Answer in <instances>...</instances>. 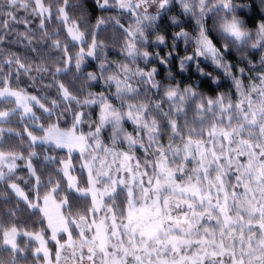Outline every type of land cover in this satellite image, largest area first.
<instances>
[{"label": "snow or ice", "instance_id": "6c2138e0", "mask_svg": "<svg viewBox=\"0 0 264 264\" xmlns=\"http://www.w3.org/2000/svg\"><path fill=\"white\" fill-rule=\"evenodd\" d=\"M95 6L115 15L0 0V264H264V0ZM108 25L123 61L107 58ZM174 60L231 88L182 84Z\"/></svg>", "mask_w": 264, "mask_h": 264}, {"label": "trees", "instance_id": "16d2710c", "mask_svg": "<svg viewBox=\"0 0 264 264\" xmlns=\"http://www.w3.org/2000/svg\"><path fill=\"white\" fill-rule=\"evenodd\" d=\"M85 4L87 6L89 18H90V21L92 23H95V17H99L101 15H104V16L115 15V12L104 13L100 9H98L95 6V0H85ZM256 9H257V13H258L257 19H259V17H261V16H264V11H261L258 6H256ZM175 14H176L175 12L170 13V15H175ZM248 15L250 16L251 12H249ZM184 19L186 20L187 18H184ZM245 19H247V17H245ZM122 22L129 23L130 21L122 19ZM193 24H194V21H188L187 24H186V27L191 29ZM250 26H251V23H250ZM108 27H109V31L101 33V37H100L107 45V48H106L107 58L110 61H123L124 60V54L120 51V44L122 43V38L119 37L118 33L114 34L111 31V28H112L111 25H108ZM161 27L165 31H168L169 33L174 30V28L169 25V23H168L166 18L161 21ZM178 47H179L180 53L183 54L184 53L183 44H179ZM149 50L150 51L159 50L161 52V54H163L164 51H166L165 49H163L162 46H161L160 49H149ZM52 55L55 56L57 54L53 53ZM250 58H252L254 61H258L259 60V56H253V57H250ZM239 59H240V57L238 55H236V54H233L230 57L231 62H236ZM140 66L144 67V65L142 63H141ZM156 66H158L159 70H160L158 78L161 79L162 81H164L165 83H167L168 82V78H167V74H166V68L164 66H161V65H158V64ZM203 67L205 68L206 71L213 72L214 75H217V76L220 77L221 83H220L219 86L216 85V84H213L210 77H204V76H201L200 74H198L195 71V68H190L186 72H181L179 70L178 64H177V62L175 60L173 61V64L171 65L172 71L174 73V77H175V79L177 81H180L182 84H188V85H197L198 84V86H199L198 90L200 92L205 93V94L216 95L217 94V89L219 90V92H225V91H228L231 88V81L228 80L227 78H225L222 73H220L218 71H214V68H213V66L210 63L204 64ZM240 67H246V64L241 63ZM95 68H96L95 62H91V63H89L87 65V71H93V70H95ZM45 82H48L47 79L45 80ZM245 82L247 83V81H245ZM91 90L94 91V92H99V91H101L103 89H102L100 84H97L96 86L92 87ZM191 118H192V116H191V113H190L189 119H191ZM13 127H16L15 122L13 124ZM17 130L22 131V129L18 128V127H17ZM15 144H16V141L12 140L9 144H6L5 147L6 148L7 147H12ZM45 149H48V152L45 153V154H50V155H53V156L59 155L61 158H63V156H64V151L65 150L57 152V151H52L51 150V146H48V145H38L37 146V151L38 152H42L43 153ZM18 163H21V162H18ZM18 171H20L22 174H26L27 170L26 169H18ZM43 172L47 175L50 172H54V169L43 168ZM10 206H11V204L4 205L3 202L0 201V210H3L4 208L10 207ZM21 220H22V222L26 221L27 217L26 216H21ZM23 239L26 240V238H23ZM35 244L36 243L33 242V245H35ZM50 244H53V243H49V245ZM30 264H31V261H30Z\"/></svg>", "mask_w": 264, "mask_h": 264}, {"label": "rangeland", "instance_id": "374dc122", "mask_svg": "<svg viewBox=\"0 0 264 264\" xmlns=\"http://www.w3.org/2000/svg\"><path fill=\"white\" fill-rule=\"evenodd\" d=\"M126 127L128 128L129 131H132V126L130 123H126ZM108 138V130H105V133H104V139L107 140ZM49 146V145H48ZM126 147V146H125ZM66 151V150H65ZM75 238V237H74ZM27 239V238H26ZM35 242V241H34ZM37 243V242H35ZM50 249H52L54 247L53 244H50L48 245Z\"/></svg>", "mask_w": 264, "mask_h": 264}, {"label": "clouds", "instance_id": "9594fccd", "mask_svg": "<svg viewBox=\"0 0 264 264\" xmlns=\"http://www.w3.org/2000/svg\"><path fill=\"white\" fill-rule=\"evenodd\" d=\"M241 19H243V17H241ZM257 23L259 24V23H261L260 21H257Z\"/></svg>", "mask_w": 264, "mask_h": 264}]
</instances>
